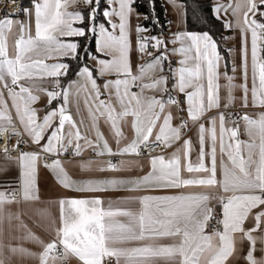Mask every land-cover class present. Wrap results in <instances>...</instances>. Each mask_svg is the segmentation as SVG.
I'll return each mask as SVG.
<instances>
[{
	"label": "snow or ice",
	"instance_id": "snow-or-ice-1",
	"mask_svg": "<svg viewBox=\"0 0 264 264\" xmlns=\"http://www.w3.org/2000/svg\"><path fill=\"white\" fill-rule=\"evenodd\" d=\"M8 2L17 4V0ZM79 3L86 10H68ZM198 3L164 0L161 7L165 15L170 6L176 21L165 20L163 24L157 14L158 0H144L143 5L140 0H31L30 8L18 9L26 17L24 21L14 19L13 12L0 18V138L20 137L15 144L0 148L5 159L14 160L20 169L19 187L0 191V220L4 205L17 202L18 194L24 202L39 199V162L64 189L81 194L118 190L167 193L194 188L215 192L129 197L142 205L138 214L113 211L111 204L105 208L103 197L97 195L65 197L59 201L60 226L54 229L50 242L28 231L26 239L42 246L43 251L10 247L12 253L37 257L40 264H66L69 257L81 264H112L113 258L116 264L121 258L125 264H147L154 258L165 264H230L236 258L237 242L242 245L246 241L245 264H264V111L258 119L247 113L226 116L219 111L235 105L237 89L242 108L264 109V0H216L212 7L213 17L226 31L238 29L241 34L239 69L235 62L231 68L233 74L240 71L239 84L234 82L235 75L228 74L229 62L211 29L195 30L205 23L194 7ZM140 7L147 11H138ZM141 18L150 24L133 25V19ZM173 23L179 30L165 39V28L170 30ZM153 29L157 34L146 35ZM134 50L140 59L149 57L135 68ZM226 51L231 55L232 49ZM173 56L179 57L176 66ZM70 73L75 78L65 80ZM222 77L226 81L223 86ZM4 90L11 106L4 99ZM42 96L47 97L48 111L40 117L34 105ZM53 102H57L55 107H51ZM81 104L87 110V125L84 118L74 119L71 110L79 115ZM172 107L177 110L175 117ZM214 110L215 115L209 116ZM174 119L179 123L173 124ZM226 121L235 126L227 127ZM241 121L252 142L238 139ZM101 123L107 126L115 147L101 130ZM190 124L197 129L199 145L194 160L191 138L167 158L152 155L154 147L167 149L179 142L182 133L191 130ZM125 129L131 130L130 139ZM24 135L38 151L20 149L28 143ZM257 136L259 145L255 143ZM257 147L259 160H254ZM13 150H19L18 157L11 156ZM87 150L96 158L109 157L99 167L100 172L125 171V165L135 161L123 157L142 155L148 157L149 170L136 177L73 180L62 157L79 158ZM111 157L120 159L113 162ZM95 163L97 160H81L77 167L90 171ZM212 200L219 203L221 212L207 232L209 221L214 219ZM117 215L137 223L139 231L124 224L117 231L112 220ZM249 221L251 227H246ZM161 239L174 242L155 243ZM145 240L153 243L132 248L112 246ZM0 264L4 262L0 260Z\"/></svg>",
	"mask_w": 264,
	"mask_h": 264
},
{
	"label": "crops",
	"instance_id": "crops-1",
	"mask_svg": "<svg viewBox=\"0 0 264 264\" xmlns=\"http://www.w3.org/2000/svg\"><path fill=\"white\" fill-rule=\"evenodd\" d=\"M22 1V8L24 7H31V0H21ZM213 6L216 3V0H212ZM222 3H228L229 0H221ZM168 7V13L167 18L171 21H176V16L173 14L172 9L170 6ZM69 11H80V8H77L76 5L70 6ZM4 16L0 17L3 18ZM14 19H19L21 21H24L26 17L21 12L18 16H13ZM229 19H233L230 15L228 17ZM257 19H260L259 16L256 17ZM143 18L140 20L133 19V25L137 23H141ZM179 29L176 26L175 23L172 24L170 30L168 29L167 32L164 34L165 39H167L171 33L177 32ZM146 35L151 36L150 32L146 33ZM225 37L227 39H223V46L227 49H232L231 55L228 54V57H225L223 54L222 56L226 61H228V68L227 72L229 75H235L236 80L234 81L236 84L241 83L240 81V71L238 70L235 74L232 73V62H235L237 68L239 69L240 65V49H241V34L239 30L234 31H227ZM133 41H135V35L133 34ZM11 43V39H10ZM250 34H249V49H250ZM171 47V45H170ZM34 55V54H33ZM149 57L144 56L143 59L138 58V54L135 52V50L132 53V63L135 68L137 64H143L145 63ZM179 59L178 56L172 57V63L174 66H176V62ZM250 60V55H249ZM47 63H54L56 61L54 60H48ZM225 69L223 68V63L221 66V72L223 73ZM226 83L225 79L222 77L220 80V84L223 86ZM250 85V81H249ZM45 87H50V85H45ZM135 90V89H134ZM224 88H221V96H224ZM234 95L237 97V100L235 102V105L233 107H230L228 109H237L240 110L243 113H247L251 118L258 119V114L264 109H260L258 107H248V108H242L240 106L239 97L241 96V92L237 89L234 91ZM4 99L8 102L9 106H11V100L8 97L7 90H4ZM57 102H53L51 107H55ZM47 104V97L42 96L41 100L34 105L37 109H39L38 115L42 117L47 111L48 107H46ZM74 115V119L79 121V119L84 118L85 125L89 123L88 120V114L87 110L84 108L83 104H81V112L79 115H76L75 109H71ZM227 109H224L221 107L219 111H225ZM171 111L173 113V116H176L177 110L175 107L171 108ZM216 110L210 112L208 115H215ZM12 115L14 120L16 119L15 111L12 110ZM184 119H187L186 113L184 114ZM179 120L174 119L173 124H178ZM18 127L19 124H17ZM227 127H234L231 122L226 121ZM190 131L188 132L185 139L191 138L195 147V151L192 153V159L194 160L196 157V152L199 150V145L197 144V129L195 127H192L190 124ZM20 130L23 131V128L20 127ZM101 130L104 131L105 136L109 138L110 143H112L113 147H115L114 141L111 140V134L107 128L106 125H103L101 123ZM83 131V127H82ZM126 135L129 137V139L132 136V132L130 129H125ZM27 136V135H26ZM29 139V137L27 136ZM184 139V140H185ZM238 139L245 141V142H252L249 136L244 131V125L243 122H240V135ZM183 141H179L171 148H167L166 151L158 153L157 155H164L166 158L171 155L176 149L180 148L181 144H183ZM30 141V139H29ZM255 143L259 145L260 139L257 136L255 138ZM38 151V147L30 142V144L27 146V152H35ZM259 149L258 147L253 150V159L259 160L258 155ZM242 155L247 157L248 152L246 149L242 148ZM155 156V155H154ZM89 159L97 160V163L92 165V168L90 171H81L79 167H77V161H87ZM109 157H102V158H96L94 154L91 153L90 150H87L84 152L82 157L79 158H73V159H62L64 166L66 170L68 171L69 175L72 177L73 180H85V179H96V178H110L113 176L116 177H136L141 176L144 173H146L149 170L148 165V157L139 158L135 156H125L123 159L126 161H135L134 163H129L125 165L126 170L118 173H112V172H100L98 171L99 167L103 166V162L107 161ZM120 159V157H118ZM117 159V160H118ZM224 160L226 163L227 156H224ZM141 165H143V168H141ZM219 165H220V155H219V148H218V155H217V166H218V177L220 175L219 173ZM230 166V164H229ZM20 176V169L19 167L14 163L13 161H8L5 159L4 153L0 152V191L7 192L8 190L12 191L13 189H16L19 187V180L18 177ZM37 185H38V200L34 201H27L24 202L20 199L17 202L11 203V204H5L4 205V214L3 219L0 220V260L4 262V264H40V261L37 257H30L26 256L20 252L12 253L10 251V247H23L33 253H41L43 251L42 246L33 243L32 241L26 239L28 236V231L30 230L32 233H34L36 236H38L41 240H43L45 243L50 242L55 233L54 229L60 226V205L59 201L62 198L65 197H72V196H81V195H97L101 196L104 199V207L108 208L109 204H111V208L113 211H119V210H131L134 213H139L142 209V205L138 200H130L129 197H138L141 195H164V194H178L180 192H210V194L215 195V192L207 189H201V188H194V189H173L168 190L167 193L165 192H144V191H127V190H118V191H108L104 193H94V194H81L69 191L67 189H64L56 180L55 176L49 169L45 168L43 166L42 162L38 163V177H37ZM19 195V194H18ZM210 206L212 207L214 213L217 215L220 214L221 208L219 203L216 200H212L210 203ZM255 211V210H254ZM9 213L12 214L11 219H9ZM19 215L20 219H16V216ZM113 220V226L119 230V225L124 224L126 226H131L135 230L139 231V227L137 223L131 222L127 217L117 215L112 218ZM54 221V223H53ZM23 225H26L27 228L23 227ZM246 227H251V222L249 221L245 225ZM207 232H210L209 229H206ZM254 235H259L258 233H254ZM174 241L171 239H161L156 241L157 244L167 245L171 244ZM153 241L145 240V241H135V242H128L124 244H115L112 245L113 247H123V248H132V247H138V246H144L147 244H151ZM248 243L245 241L242 245L237 242V254L236 258L232 261H230V264H245V261L242 259L243 255L246 254L248 250ZM259 248V245H257ZM257 257L261 255L259 251L255 253ZM115 264V258H113ZM68 261L70 264H81L77 258L69 257ZM120 264H125V261L123 258H121ZM147 264H165V262L162 259H152L147 262Z\"/></svg>",
	"mask_w": 264,
	"mask_h": 264
},
{
	"label": "trees",
	"instance_id": "trees-1",
	"mask_svg": "<svg viewBox=\"0 0 264 264\" xmlns=\"http://www.w3.org/2000/svg\"><path fill=\"white\" fill-rule=\"evenodd\" d=\"M189 3H191V0H189ZM140 4H144V0H140ZM161 4H163V0H158L157 4V14L160 16L161 23L163 24L165 20H168L167 16L164 13V9L161 7ZM198 9V14L201 16L203 21H205L204 24L200 25L197 29L195 30H206V29H211L212 33L214 34L215 38L220 41L221 45V54H223L225 57H228V52L226 51V48L223 46V40L221 37H225L227 31L222 27L221 23L217 21L213 15H212V7H213V2L212 0H199V3L195 5ZM86 10L85 8H80V11ZM140 12H146L147 9L146 7H140L138 9ZM142 25H149L150 21H144L142 19L141 23ZM168 28H165L164 34L167 32ZM192 30V29H190ZM158 30L153 29L150 31L151 36L157 34ZM75 77L72 76L70 73L68 77L64 78L65 80L68 79H74Z\"/></svg>",
	"mask_w": 264,
	"mask_h": 264
},
{
	"label": "built area",
	"instance_id": "built-area-1",
	"mask_svg": "<svg viewBox=\"0 0 264 264\" xmlns=\"http://www.w3.org/2000/svg\"><path fill=\"white\" fill-rule=\"evenodd\" d=\"M76 7L77 8H85L83 3L76 4ZM19 8H22V1L21 0H17V4L16 5L10 4L8 2V0H0V17L5 16V14L9 13V12H13L14 16H18L21 13L18 10ZM224 112H225L226 116H227L228 113H232L233 115L242 114V112L240 110H237V109H227ZM229 122H231V121H229ZM188 132L189 131H186V134L182 133L181 141H183L185 139V137H186ZM19 139H20V137H18L16 135H11L10 138L7 139V140H5L3 138H0V148H3L5 144H8L9 146L12 145V144H15L17 142V140H19ZM23 139L25 141H28V143L27 144H21L20 145V149H22L23 151L27 152V146L30 144V141H29V139L27 138L26 135H24ZM166 150L167 149H163L161 147H154V148L150 149L152 155H157L158 153L164 152ZM1 153H3V152H1ZM18 155H19V150H13L11 152V156L13 158L18 157ZM144 157H147V155H142L139 158H144ZM62 159H73V157L64 156V157H62ZM110 159H112L113 162H115L118 159V157H111ZM7 192H11V191L8 190ZM19 199H20V195H17L16 201H18ZM213 216H214V219L210 220L209 221V225H208V229H209L210 232L212 230V226L216 223V220L219 219V215L214 213V211H213ZM66 264H70V262L67 260ZM112 264H115L114 260H112Z\"/></svg>",
	"mask_w": 264,
	"mask_h": 264
},
{
	"label": "bare ground",
	"instance_id": "bare-ground-1",
	"mask_svg": "<svg viewBox=\"0 0 264 264\" xmlns=\"http://www.w3.org/2000/svg\"><path fill=\"white\" fill-rule=\"evenodd\" d=\"M189 127H190V125H189ZM188 134V133H187ZM187 136V135H186Z\"/></svg>",
	"mask_w": 264,
	"mask_h": 264
},
{
	"label": "rangeland",
	"instance_id": "rangeland-1",
	"mask_svg": "<svg viewBox=\"0 0 264 264\" xmlns=\"http://www.w3.org/2000/svg\"><path fill=\"white\" fill-rule=\"evenodd\" d=\"M163 3H164V0H163Z\"/></svg>",
	"mask_w": 264,
	"mask_h": 264
}]
</instances>
